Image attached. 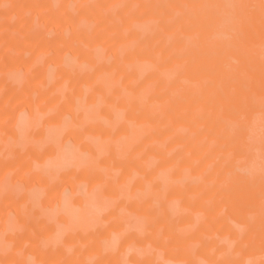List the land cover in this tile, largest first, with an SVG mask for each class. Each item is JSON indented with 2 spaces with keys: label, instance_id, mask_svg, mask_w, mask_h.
<instances>
[{
  "label": "rangeland",
  "instance_id": "1",
  "mask_svg": "<svg viewBox=\"0 0 264 264\" xmlns=\"http://www.w3.org/2000/svg\"><path fill=\"white\" fill-rule=\"evenodd\" d=\"M84 1L0 0V264H116L118 259L124 264H264V46L254 45L264 40V32H233L246 39L232 47L257 57L252 66L247 60L254 70L248 67L237 77L226 65L234 61L233 53L223 52L219 61L192 66L190 94L184 89L172 94L186 73L185 62L176 72L169 63L153 74L149 70L158 63L149 60L140 74L117 66L114 76L121 86L151 90L147 104L134 110L123 103L117 108L120 115L153 116L148 133L124 147L118 160H134L139 144L158 143L162 150L141 160L130 174L121 166L118 177L107 181L113 171L105 159L107 143L117 131L106 124L94 129L92 124L110 100H90L97 91L98 77L92 76L96 64L77 66L71 59L93 42L102 53L100 62L116 64L120 61L109 51L120 29L137 49L142 25L173 21L179 12L167 0H151L155 8L161 7L153 17L146 14L145 0H106L101 11L108 17L96 22L101 24L89 38L82 37L87 11L79 3ZM167 38L172 41L166 33L155 40L163 39L162 50L168 48L175 56L179 48L173 49ZM56 54L61 61L52 60ZM73 95L76 105L70 102ZM162 111L172 117L159 118ZM60 113L68 124L52 142L41 129ZM92 135L99 140L100 160L80 163L76 176L73 155L89 156L85 141ZM66 146L74 149L72 158L52 173H42L44 160L56 161L55 147ZM154 171H162L165 182L141 195L138 181ZM72 187L91 197L98 220L68 223L61 218L59 193L64 191L67 204H75ZM32 195L38 196L33 203ZM103 203L107 206L99 209ZM170 205L174 211L169 215ZM7 209L14 215L3 214ZM38 220L42 224L32 230ZM51 224L60 226L59 237L45 243ZM108 234L112 238L106 243Z\"/></svg>",
  "mask_w": 264,
  "mask_h": 264
},
{
  "label": "bare ground",
  "instance_id": "2",
  "mask_svg": "<svg viewBox=\"0 0 264 264\" xmlns=\"http://www.w3.org/2000/svg\"><path fill=\"white\" fill-rule=\"evenodd\" d=\"M105 1L106 0H86L79 3V5L81 4L80 7L86 9L87 11L85 15V18L87 19V27L85 29V34H83L82 37L86 36L90 38V35H92L94 30H96V26L98 29L100 26L99 24H101L106 17H108L105 12L101 11ZM168 1L169 4L175 3L173 5H175L174 9L176 8L175 10L179 12L178 16L176 19L174 18L173 21L164 20L159 23L153 21V23L151 20L142 25L138 31V35H142V42L137 49L128 44L126 41L127 34L124 33V30L120 29L117 34L118 36L116 37L117 43H115L113 45L114 47L112 46L113 48L111 47V51H109V53L113 54L115 57L117 56L116 58L120 62H116V64L108 63L109 65L106 64V62H100L103 58L102 53L100 54L96 46L92 45L93 42H91L92 44L90 43L88 49H85L82 52L77 51L78 54H75L76 57L71 59V61L77 64V66H79L82 62H91L96 64L92 76L98 77L97 91L90 97V100H92V102H96L98 100H110L107 105L102 107L97 122L92 124L94 125V129H101L104 124H106V126L111 127L113 130L116 129L117 131L109 138V142L107 143L109 149L105 159L107 162H110V164H107H109V166L112 167L111 169H113V171H109L107 181H113L118 177L116 170H118L121 166H124L126 174H130L133 168L140 167L141 160H146L149 156L157 155L159 151L162 150L161 145L158 143L153 144L150 147L144 146L142 148H140L142 145L139 144V146L136 145L139 150L134 160L131 162H122L121 160H118L120 152L124 147L134 146L137 144V140L140 136L148 133L149 123L153 119V116L147 115V117H143L141 119L140 117H132V114H127L125 117L120 115L117 108L123 103L130 104L134 110H138L142 105L147 104L151 100V90L144 92L138 90L133 85H127L125 87L121 86L118 79L114 76L117 66L129 74H140L145 69L144 60H149L153 63H158L156 69L149 70V73L153 74V72L156 71H164L169 63H172L174 66L173 72H176L177 65L185 62L187 64L186 73L179 76L180 79L173 87L172 94H175L182 89H184L183 93L190 94L189 80L191 68L194 64L213 63L220 60L223 52H232L234 55V61L228 60L226 65L230 68L229 71L235 73L237 77H240L248 69V67H250L249 65H253L254 62L252 63V61L257 59V57L247 49L242 50L232 47V44L238 46L241 43L240 39H246L243 36L233 34V32H237L239 30L250 31L251 33H258L260 31L264 32V0H178L177 2H173L174 0H167V2ZM152 2L153 1L151 0L143 1V4H145L146 14L150 17H153L156 14L155 9L161 8L158 6L155 8ZM98 8L100 10H98ZM82 15H84V13H82ZM98 21L101 22L97 23L99 26L96 25V22ZM115 23L118 22L116 21ZM126 24L127 22H125V25L122 24L121 26L124 27ZM197 28H200V30L196 31ZM163 33L168 34L170 39L172 38L171 41L168 40V37L167 41H169L168 43L171 42L173 49L179 48L177 50L179 53L175 56L170 52H167L168 48L166 50H162V46L165 44L163 39H159L157 41L155 40L156 37L162 35ZM183 34L188 35L190 40L185 41L184 38L183 41L180 38V35L183 36ZM98 41H100V39H98ZM120 42H123L124 44L121 46L119 44ZM254 45L257 48H261V46H264V40L258 39L255 41ZM169 46L171 48V45L168 44V47ZM162 52L164 53L163 56H161ZM246 55L248 59L246 58ZM253 56L254 59L252 60ZM53 57L52 60L61 61L57 54ZM247 60L249 63L248 66ZM250 69L254 70V66L253 68L250 67ZM255 69L257 68L255 67ZM90 82L91 80L88 81V84ZM78 90L79 87L75 88L73 92H77ZM215 92H217V89ZM70 102L73 105L78 104V100L74 95L70 98ZM161 117L169 118L172 116L169 113L162 111L159 118ZM132 118H135L136 120L133 121ZM67 124L68 123L63 119V114L60 113L59 117L53 124L50 126L46 125L41 130L43 135L53 142L61 134L64 126ZM168 125L169 124L165 123L163 129L164 131L169 129ZM28 140L30 141V138ZM85 142V147L89 150V156H76V153L73 155V158L74 156L76 158H74L75 160L73 159L71 169L75 175L79 173V166H82V163L85 162L87 164L100 160V157H98L96 153L99 147V140L92 135L89 136ZM71 149V147L67 148V146L66 148L55 147L53 156L56 158V161L52 162L51 159L44 160L42 162L43 165L40 168L41 172L44 174L52 173L53 168H56L57 166L58 168H61L65 165V161L68 156L72 158L69 153H71L74 149ZM164 159L166 162L169 159V156L166 155ZM62 169H64V167ZM180 172L181 167L178 169L177 173L179 174ZM101 173H98L97 175L101 176L103 174ZM78 175L79 174L76 176ZM164 182L165 177L163 172L154 171L147 179L145 178L144 180H139L137 188H139L140 194L144 195L147 187L159 189ZM187 184L189 187H193L194 185L193 182H187ZM63 192L59 193L57 210L65 222L74 223L78 218H83L85 221H96L99 219L97 218L98 215H96V210H93L91 197L86 196V193L79 191L76 187H72L71 195L75 196V204H67L64 199L66 196ZM89 192H92V189H90ZM37 197V195H32L30 197V202H35ZM164 204H167V202H164ZM106 206L107 204L103 203L99 204L98 207L103 210ZM167 211L169 215L173 213L174 210L171 205L167 206ZM3 214L14 215V212L11 209H7L3 211ZM41 224L42 222L38 220L32 227V230L39 229ZM59 227L60 226L58 224H51L49 226L44 236L45 243H52L59 237ZM106 238L107 241L105 238L103 239L107 243L111 240L112 235L108 234ZM100 242L102 241L100 240ZM95 244H97V242ZM91 246H94V244L92 243ZM181 251L182 249H179L178 253ZM119 255L120 253L117 254V257H119ZM67 261L68 258H65L64 262ZM116 264H124V262H120L118 259Z\"/></svg>",
  "mask_w": 264,
  "mask_h": 264
}]
</instances>
